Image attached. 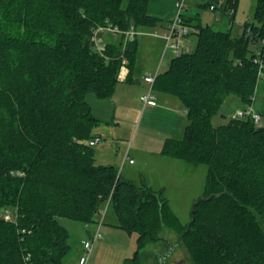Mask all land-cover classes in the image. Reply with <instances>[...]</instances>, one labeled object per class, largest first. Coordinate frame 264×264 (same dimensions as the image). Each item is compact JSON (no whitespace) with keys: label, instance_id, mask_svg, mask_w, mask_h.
<instances>
[{"label":"trees","instance_id":"1","mask_svg":"<svg viewBox=\"0 0 264 264\" xmlns=\"http://www.w3.org/2000/svg\"><path fill=\"white\" fill-rule=\"evenodd\" d=\"M123 1L0 0V264H65L70 232L61 220L96 223L110 198L118 227L138 235L125 264H144L142 251L167 230L178 234L192 264H264V125L233 117L214 125L228 97L253 105L264 47L251 44L264 42V0L243 25L253 39L184 14L196 47L174 57L156 79L155 92L179 100L188 121L160 154L208 167L188 225L164 190L98 164L89 145L101 120L87 97L113 98L123 67L126 83L141 77L138 39L126 42L122 34L115 41L110 34L99 52L95 30L111 25L125 32L162 21L148 13L150 0H130L126 8ZM212 1H223L234 21L240 0ZM7 209L14 220H5Z\"/></svg>","mask_w":264,"mask_h":264},{"label":"rangeland","instance_id":"2","mask_svg":"<svg viewBox=\"0 0 264 264\" xmlns=\"http://www.w3.org/2000/svg\"><path fill=\"white\" fill-rule=\"evenodd\" d=\"M129 1H123L124 8L128 6ZM177 1L150 0L148 13L160 18L162 21L156 27L138 29L141 30L138 35L139 60L143 69L146 68L145 66L159 64L161 61L162 52L165 50L166 45V41L164 42L161 38L165 33L166 25H170L177 18L179 13L176 7ZM206 3L207 0H186V9L182 13L187 17L198 15L204 24H210L216 30L232 32L230 14L224 13L221 8L212 11L209 7H204ZM256 6L257 0H240L233 19L235 22L233 35L238 36L240 34H237L238 30L248 19L254 21ZM156 31L160 33L159 37H157ZM109 35H105V40L110 38ZM188 36L189 42L186 45L190 51H193L197 44V35L191 29ZM113 38L115 41H119L121 35H115ZM260 46V43L251 44L253 50ZM159 47H162L160 54H158ZM175 56L172 50L169 49L163 59L160 72L169 68L168 63ZM127 86L128 90H133V86ZM125 90V86L119 84L114 99L101 100L93 94L87 97V101L93 107L95 116L101 120L100 126L95 130V134H101L104 139L94 147L98 164L102 163L104 158H107L112 163L120 162V168L128 151L129 159H134L137 164L130 166L127 162L123 170V176L138 185L147 184L157 191L164 190L165 196L180 221L184 225H188L192 220L191 214L194 203L205 192L208 167L206 165L188 164L162 156L160 149L164 145L163 141L165 142V139L162 140L166 136L163 134L165 126L159 122V116L155 114L151 116L146 114L141 121L143 115L141 116L140 106L136 104L137 101H133V96H130V102H127L130 104L126 108L119 109ZM116 98H119L118 101H115ZM174 99L179 102L176 98ZM180 106L182 107L181 104ZM253 107L261 114L264 111V79L260 80L258 84ZM245 108L246 105L239 97H228L220 114L215 117L214 125L220 126L228 123L238 110ZM187 123L185 115L181 123H178L171 130L174 131L173 135L181 137ZM262 124L264 125L263 115ZM106 208L107 203H104L101 206V213L97 215L96 223L84 224L69 219L61 220L62 225L70 232L71 249L64 258L65 264H80V257L84 255V243L91 241V236L85 230L87 226L95 231H93V234L99 230L102 235V239L95 245L88 264H125L127 258L134 256L138 249V235L129 234L118 227L119 220L112 207L108 208L100 227ZM171 243L173 249L169 253L166 262H163L161 255L169 251L167 244ZM142 257L144 264H173L176 261H184L183 264H192L189 261L190 255L180 246L178 234L170 230L161 235V240L150 243L142 251Z\"/></svg>","mask_w":264,"mask_h":264},{"label":"built area","instance_id":"3","mask_svg":"<svg viewBox=\"0 0 264 264\" xmlns=\"http://www.w3.org/2000/svg\"><path fill=\"white\" fill-rule=\"evenodd\" d=\"M207 2L210 3V10L212 11H217L219 8L223 9L224 6V2L220 1L218 4L214 3L212 0H207ZM176 7L179 11L177 18L174 22L170 23V25L168 26V32L166 34H164L163 36L165 37V39L168 41V43L173 40L176 39V42H174V49L177 52H180V48H181V39L184 37H187L190 32L191 29L184 25V17H183V11L184 9H186V0H178L176 2ZM230 14V17L234 14V12L231 10L230 12H228ZM182 15V16H181ZM234 22V21H233ZM232 22V23H233ZM243 32H245L246 37L249 39H253V34L251 31V28H243L242 30ZM103 34V36H102ZM106 34H113V35H122L124 34L126 37V42L128 41H133L137 38L139 32L135 27H132L130 30L128 31H121L118 27H113L111 25H109L108 27H99L98 29L95 30L94 35H93V41L95 43L96 49L99 52H104L106 49V45H105V35ZM159 36V33H156ZM254 42V40H252ZM252 42V43H253ZM254 44H258V43H254ZM261 46L264 47V42L260 43ZM261 54V52H259ZM259 61V59H258ZM262 65L260 67V78L264 79V66L263 63L260 62ZM124 69V67H123ZM159 70L155 73V74H148L144 77V82L145 84L148 86L147 91L140 97V100L142 102V104L144 106H157L158 102H157V97H156V92L154 90V85L156 82V79L159 75ZM234 119H245V118H250L254 121V123L258 126V127H262V115L261 113L257 112L253 105L252 106H248L246 109L244 110H238L234 115H233ZM102 138L101 137H96L95 139L91 140L89 142V145L92 147H95L98 143L102 142ZM129 159V156L127 155L125 160ZM130 164H134V160H129ZM123 166H121V168L119 169L120 174L122 172ZM107 203V208L104 212L102 221L100 223V227L102 225L103 219L108 211V208L110 207V203H111V198L106 202ZM101 213V211L99 212ZM13 214L11 212V210L7 209L5 211V220L7 221H11L14 220L13 218ZM102 239V235L100 234L99 230L97 231V233L93 234V236L91 237V241L85 242L84 243V255L80 258L79 263L80 264H88L90 257L92 255V252L95 248V245Z\"/></svg>","mask_w":264,"mask_h":264},{"label":"crops","instance_id":"4","mask_svg":"<svg viewBox=\"0 0 264 264\" xmlns=\"http://www.w3.org/2000/svg\"><path fill=\"white\" fill-rule=\"evenodd\" d=\"M190 17H194V16H190ZM219 17V16H218ZM218 17H217V20H218ZM247 21H250V19H248ZM246 21V22H247ZM245 22V23H246ZM206 25H210V24H206ZM168 26L169 25H166V27H165V33L164 34H166L167 32H168ZM211 26V25H210ZM213 27V26H212ZM230 28L232 29V33H233V29H235V22L234 23H231L230 24ZM138 30V29H137ZM243 26H241V29L240 30H238V32H237V34H239L240 36L243 34ZM138 32H139V34L141 33V30L139 31L138 30ZM158 31H156V33H157ZM159 33V32H158ZM138 34V35H139ZM195 34H196V31H195ZM113 35V34H112ZM159 35H160V33H159ZM238 35V36H239ZM115 36V35H114ZM114 36H111L112 38L114 37ZM236 36V35H235ZM157 37H159L158 35H157ZM161 37V36H160ZM189 36H187L185 39L184 38H182L181 39V48H180V52H177L175 49H174V47H173V45H174V42H176V39H173V40H171L169 43H168V41L165 39V37L164 36H162V40L166 43V45H165V50L162 52V57H161V61L159 62V64L158 63H155V64H151V65H148V66H145L146 68L145 69H143L142 68V66H141V61L138 59V62H137V65L139 66V71H141V77L139 76V78H138V80L135 82V83H133V84H129V83H126L125 82V80H126V78H127V76H128V73H129V70L126 68V67H124V69H122V71H121V73H120V83L119 84H121V85H123V86H125V88H126V90L123 92V95H122V97H123V99H121V100H123L122 102H121V105L119 106V109L120 108H126L130 103H127V102H130V96H133V101H137V105L139 104V106H140V110H141V121L143 120V118H144V116L146 115V114H149V116H151V115H158L159 116V122L161 123V124H163L164 126H165V128H164V130H163V134H165L166 136H165V138H162V140H166L167 138H170V137H174V131H171V130H173L174 129V126L176 127L177 126V124L179 123H181V121L183 120V118H185V115H186V111H185V109L183 108V107H181L180 106V102H177L173 97H170V96H166V95H159V94H157L156 93V97H157V102H158V105L157 106H144L143 104H142V102H141V100H140V97L147 91V89H148V86L145 84V82H144V77L146 76V75H148V74H155L158 70H159V72H160V70H161V66L163 65V59H164V57H165V54L168 52V50L170 49V50H172V53L174 54V55H179L180 53H182V52H184V51H190L189 50V47H187V43L189 42V38H188ZM114 39V38H113ZM137 39H138V36H137ZM157 39H159V38H157ZM139 41V40H138ZM161 48L162 47H159V49H158V54H160L161 53ZM175 56V57H176ZM172 60V59H171ZM171 60L169 61V66H170V63H171ZM168 66V67H169ZM168 69V68H167ZM166 71V70H165ZM164 72V71H163ZM160 73H162V72H160ZM119 84H118V86H119ZM127 85H129V86H133V90H128L127 88H128V86ZM118 86H117V90H116V93H115V95H114V97L113 98H111V99H114L115 97H116V94H117V91H118ZM118 99L119 98H116L115 99V101H118ZM182 105V104H181ZM137 110V109H136ZM94 111V110H93ZM138 111V110H137ZM143 113V114H142ZM118 122V121H117ZM116 122V123H117ZM179 129V128H178ZM177 132H178V130H177ZM98 136L97 137H101L102 139H103V136L101 135V134H97ZM104 140V139H103ZM102 140V141H103ZM163 143H164V141H163ZM162 148V147H161ZM161 150V149H160ZM159 153V152H158ZM129 156L130 157V155H129V152L127 151V153H126V155H125V158H126V156ZM125 158H124V160H123V163H122V165L121 166H123V169H122V172H121V175H122V177H124L123 176V170H124V168H125V165H126V163L127 162H129L128 160H131V159H127V160H125ZM132 160H134V159H132ZM96 161H97V158H96ZM97 163H98V161H97ZM119 163L120 162H118V163H112V161H110V159H107V158H104L103 159V162L102 163H100V165H115V166H117L118 168H119ZM137 164V162L136 161H134V164H130L129 163V165L130 166H135ZM121 168V167H120ZM119 168V169H120ZM125 178V177H124ZM126 179V178H125ZM128 180V179H127ZM130 181V180H129ZM110 208V207H109ZM100 211H101V209H100ZM100 214V213H99ZM86 230V232H87V234L89 235V236H93V233L95 232L94 230H92V229H90L89 228V226H87V228L85 229ZM94 231V232H93ZM83 244V243H82ZM82 257V256H81ZM80 257V258H81ZM80 261V260H79Z\"/></svg>","mask_w":264,"mask_h":264},{"label":"flooded vegetation","instance_id":"5","mask_svg":"<svg viewBox=\"0 0 264 264\" xmlns=\"http://www.w3.org/2000/svg\"><path fill=\"white\" fill-rule=\"evenodd\" d=\"M167 245H168V247H169V249H168L169 251H168L167 253L161 255V257H162L161 259H162L163 262H166L167 257L169 256V253H170L171 250L173 249V245H172V243H171V244H167ZM183 262H184V261H176V262L173 263V264H181V263L183 264Z\"/></svg>","mask_w":264,"mask_h":264},{"label":"water","instance_id":"6","mask_svg":"<svg viewBox=\"0 0 264 264\" xmlns=\"http://www.w3.org/2000/svg\"><path fill=\"white\" fill-rule=\"evenodd\" d=\"M200 200H201V197L197 201H200Z\"/></svg>","mask_w":264,"mask_h":264}]
</instances>
